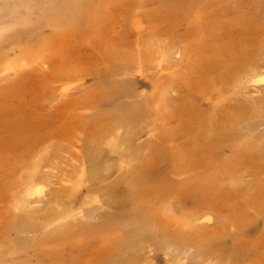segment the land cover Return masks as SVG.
Segmentation results:
<instances>
[{"label": "rangeland", "instance_id": "374dc122", "mask_svg": "<svg viewBox=\"0 0 264 264\" xmlns=\"http://www.w3.org/2000/svg\"><path fill=\"white\" fill-rule=\"evenodd\" d=\"M0 264H264V0H0Z\"/></svg>", "mask_w": 264, "mask_h": 264}, {"label": "bare ground", "instance_id": "6f19581e", "mask_svg": "<svg viewBox=\"0 0 264 264\" xmlns=\"http://www.w3.org/2000/svg\"><path fill=\"white\" fill-rule=\"evenodd\" d=\"M8 6H9V5H8ZM256 74H257V73H256ZM256 74H254V75H256ZM257 76H258V75H257ZM260 76H262V75H260ZM260 76H258V78H259ZM254 78H255V77H254ZM256 78H257V77H256ZM36 184H37V183H36V182H34L32 185H30V187H31V186H33V187H34ZM39 187H40V186H39ZM39 187H38V188H39ZM35 188H37V186H36V187H34V189H35ZM28 189H30V188H28ZM28 189H27V190H28ZM31 190H32V188H31L30 190H28V192H29V191L31 192ZM37 191H38V189H37ZM29 194H30V193H28V195H29ZM203 217H204V216H203Z\"/></svg>", "mask_w": 264, "mask_h": 264}]
</instances>
